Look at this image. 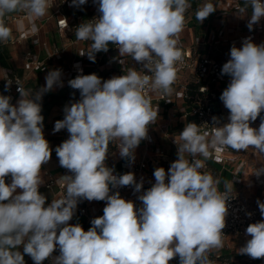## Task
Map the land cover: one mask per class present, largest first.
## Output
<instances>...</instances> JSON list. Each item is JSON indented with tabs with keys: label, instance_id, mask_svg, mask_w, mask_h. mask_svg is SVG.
Listing matches in <instances>:
<instances>
[{
	"label": "clouds",
	"instance_id": "1",
	"mask_svg": "<svg viewBox=\"0 0 264 264\" xmlns=\"http://www.w3.org/2000/svg\"><path fill=\"white\" fill-rule=\"evenodd\" d=\"M86 3L72 0L70 6ZM94 3L101 15L76 28L78 40L91 42L90 50L80 55L87 54L95 62V54L107 52L112 44L119 57L131 56L151 75L131 69L103 82L94 73L68 81L79 90L80 99L65 106L64 118L55 122L53 132L66 129L69 134L55 153L59 165L71 174L61 177L67 181L66 194L47 205L39 189L45 183L42 168L50 161L52 149L43 133L40 101L43 93L63 86L61 70H50L45 86L34 94L16 82L20 99L15 105L10 96L0 95V264H25L24 255L34 264H43L57 248L59 255L51 264H169L177 256L179 264H212L208 253L223 247L231 184L225 181L226 191L221 192L220 180L200 170L213 151L220 153L225 147L264 154V118L258 128L250 126L264 111V43L245 38L241 47H231L230 59L221 69V75L231 78L220 96L229 110L228 122L212 117L210 138L201 134L197 124H185L174 140L177 159L167 172L156 168L155 183L142 192L143 181L137 182L133 173L117 176L107 166L108 145L119 140L120 156L134 160L135 149L158 116V106L153 109L144 90L151 86L165 94L172 92L176 64L182 61L176 37L191 5L189 0ZM246 5L252 9L247 24L252 30L264 18V0H246ZM52 6L51 0H0V41L11 38L3 22L7 14L26 11L36 32L34 20ZM246 10L241 7L238 12ZM214 11L211 3H204L196 10V19L202 23ZM11 84L7 80L6 89ZM262 174L264 170L256 172ZM9 176L11 182L6 183ZM124 186H134V192L141 193L138 209L118 190L110 194ZM81 200L106 201L103 215L93 218L87 231L79 223H69ZM257 204L264 217V202L257 200ZM245 235L250 239L238 254L264 258V220L249 224Z\"/></svg>",
	"mask_w": 264,
	"mask_h": 264
},
{
	"label": "built area",
	"instance_id": "2",
	"mask_svg": "<svg viewBox=\"0 0 264 264\" xmlns=\"http://www.w3.org/2000/svg\"><path fill=\"white\" fill-rule=\"evenodd\" d=\"M199 0H189L191 7L186 12H193L195 15L197 6L194 2ZM243 0H219L217 3L216 18L217 23L213 29H210L208 23L203 24L202 32L194 35H182L180 32L177 39V48L182 53V61L177 62L176 67L177 79L172 85V92L170 94L163 93L162 90H153L151 86H146L144 94L150 98L153 109L158 106V116L154 123L148 126L147 138L143 142L147 147L153 144H158L162 136L173 137L175 130L182 124L192 120L198 125L201 134L208 133L209 138L214 125H212V117H217L223 122H228L229 110L224 108L220 112L216 110V103L219 100L220 86L223 82L227 85L230 82V77L221 75V69L224 63L230 59L216 54V50L221 51L222 48L235 45L241 47L245 38H251L253 43L264 37V24L261 22L254 25L252 30L247 27V34H240L239 28L241 27L240 17L241 13L238 9L243 7ZM54 8V1L51 0ZM68 0H62V4H67ZM101 15L98 9L85 18L82 14L77 15L75 18L61 15L57 18V27L61 33H73L74 38H71V44L75 52V57L68 66L61 69V81L66 82L75 78L79 74L88 75V71H99L104 75V81L115 77L126 75L129 70L135 69L137 71H144L145 74L151 73L143 67L142 64L134 61L131 56L119 57L117 46L112 45L107 52H98L95 54V62L89 60L87 54L81 56V52L90 50V41H81L76 38V28L82 23L97 18ZM50 16L47 15L35 19L38 31L31 30V24L26 11H18L7 14L3 18V22L14 23L16 25L15 32L11 34V38L3 44L26 45L27 41L32 40L33 43H40V23L46 21ZM187 24H184V27ZM215 52H214V51ZM65 47L57 46L48 48L44 57L26 50L24 52L20 66L28 71L27 75H20L12 69L4 70L0 76V84L3 85V91L0 95L10 96L11 103L16 104L20 99V94L17 91L18 82L26 91L32 94V88L28 87V81L37 71L46 72L48 70V63L51 60H60L64 57ZM123 59L124 63L120 64L118 59ZM47 76V74H46ZM45 76V77H46ZM45 77L40 83V87L45 86ZM7 80L12 81L10 88L6 89L5 85ZM56 86H54L55 88ZM31 98V96H29ZM64 118V117H63ZM61 118V120L63 119ZM65 140L68 138L66 129L61 130ZM46 138V137H45ZM47 140V138H46ZM176 140V139H174ZM173 140V142H174ZM119 140H114L108 145V156L114 163H120L126 172L113 173L114 175H122L125 173H133L137 182L143 181L142 192L149 189L154 183V170L158 167H163L165 171L169 167H164L159 161L149 160L146 156L139 157V146L134 151V164L125 161L119 154ZM216 153L213 151L214 158H223V152ZM159 155H164L165 150L161 147L156 148ZM139 157V158H138ZM186 158L191 160V157ZM228 165L231 171L238 175L247 165V157L245 154L240 155L234 160H228ZM204 167L200 170L202 173L207 172L213 176L210 165L204 161ZM258 170H252V175L259 185H264V179L256 175ZM45 173V172H44ZM47 175L46 187L57 188V192L63 197L66 194L67 181H62L61 177L69 174L55 175L50 172ZM214 178V177H213ZM167 182V180H166ZM219 191L225 192V187L218 185ZM119 191L122 198L131 200L135 203L138 209L142 202L137 199L141 193L134 192V186H124L119 189H112L110 194ZM228 214L225 218V227L222 230L223 247L220 249H212L208 253L209 259L212 264H264V258L252 259L246 256L243 260L239 261L234 258L225 256L224 251L234 252V243L237 239L247 240L249 237L245 235L246 228L249 224L257 222L261 213L258 206H254L238 193L230 190L229 192ZM106 206V201H87L81 200L78 202V213L86 218L88 223L87 230L91 227V220L93 218L103 215V208ZM247 213H252L249 217ZM86 230V231H87ZM43 261V264H46ZM51 264V263H48ZM169 264H179V257L173 258Z\"/></svg>",
	"mask_w": 264,
	"mask_h": 264
},
{
	"label": "crops",
	"instance_id": "3",
	"mask_svg": "<svg viewBox=\"0 0 264 264\" xmlns=\"http://www.w3.org/2000/svg\"><path fill=\"white\" fill-rule=\"evenodd\" d=\"M54 1V8H49L47 12L48 18L46 21L40 23V43L35 44L32 40L27 41L26 45L15 44V45H7L3 44L0 41V76L3 74L4 70L12 69L16 73L20 75H27L28 71L23 69L20 66L22 62V58L24 52L26 50H30L41 57H44L45 52L48 48L57 46H64L65 47V54L64 57L60 60H51L48 63V70L46 72L37 71L32 78L28 81V87L32 88L34 94L36 90L41 89L40 83L42 79L48 74L50 70L54 69H63L64 67L68 66L75 57V52L71 44V38H74L73 33H61L57 27V18L61 15L68 16L70 19L75 18L77 15L82 14L85 18H87L90 14L98 9V4L94 3V0H87V3L75 7L70 6L72 0H68L67 4H62V0H53ZM219 0H199L194 2V5L198 8L204 3H211L215 11L209 15L202 23H200L196 19V15L193 12H186L185 13V26L181 31L182 35H194L200 34L202 32L203 24L208 23L210 25V29H213L217 23L216 12H217V3ZM243 7H246V11L241 13L240 23L241 27L239 28L240 34H247V24H248V17L251 15L252 9L250 5H246V0L242 1ZM245 5V6H244ZM18 12V11H17ZM264 24V18H261L259 23ZM5 26L10 28L11 34L15 32L16 25L14 23H6L4 22ZM264 43V37L256 41L255 44L260 45ZM230 46L222 48L221 51L216 50V54L222 57H228L230 55ZM214 51V50H213ZM215 52V51H214ZM225 55V56H224ZM101 81H104V75L100 72ZM63 86L57 85L52 90L43 93L41 103V115L44 117L43 121V133L44 136L47 138L49 142L50 148L52 149V155L50 161L43 165L42 168V178L44 180V184L41 185L39 191L47 197V203H50L52 199H60L62 198L61 195L57 192V188H48L46 187L47 175L45 174L47 171L53 173L57 176L62 174H69L68 170L62 168L59 165V160L55 153V148L59 146L65 138L62 135V132H53L55 122L61 120L64 117V108L66 105H70L80 99L79 90L72 89L68 85V81L62 82ZM227 87V83L223 82L220 86L219 91V100L216 103V110L220 112L225 107L223 102L220 100V96L222 91ZM3 85L0 84V91H3ZM261 118H264V111L260 113V116L256 119V121L251 122V127L258 128L261 122ZM221 122H223V118H221ZM194 123L192 120H189L185 123H182L174 132L173 137L169 136H162L158 144H153L150 147L146 148L145 143L143 140L139 144V157L146 156L149 160L159 161L164 167H170L171 163L177 159V147L174 139H178L179 133L184 129L185 124L187 123ZM67 132V130H66ZM161 147L165 150L164 155H159L156 152L157 147ZM223 158H214L213 152L211 158L205 160L211 167L213 172L214 179L220 180V186L225 187L224 182L228 181L231 184V191L240 194L243 196L248 203L258 206L257 200L260 202H264V185H259L256 183L253 175L252 170H264V154H260L252 148L244 151H235L231 148L227 147V150L223 153ZM245 154L247 157V165L246 168L238 175L234 174L230 166L228 165V160H234L235 158L239 157L240 155ZM138 157V158H139ZM203 160V157H199ZM135 159V158H134ZM125 161L134 164L135 160H130L125 158ZM106 164L108 167L114 169V173H122L126 172L123 169L120 163H114L111 158L108 157ZM45 172V173H44ZM261 178L264 179V174L260 175ZM11 182V177H6V183ZM19 191V190H18ZM264 220V217H260L258 221ZM70 224H77L79 223L83 229L86 231L88 228V223L86 218L78 213L76 209L75 215L73 219L69 222ZM250 239V237L248 238ZM246 240L244 239H237L234 243V252L224 251L225 256L237 259L239 261L243 260L247 255H240L238 254V249L245 244ZM23 253L22 247L19 249ZM59 255V249L57 248L53 253L52 257L46 259L45 261L51 263L52 258ZM25 264H34L33 260L30 256L24 255Z\"/></svg>",
	"mask_w": 264,
	"mask_h": 264
},
{
	"label": "trees",
	"instance_id": "4",
	"mask_svg": "<svg viewBox=\"0 0 264 264\" xmlns=\"http://www.w3.org/2000/svg\"><path fill=\"white\" fill-rule=\"evenodd\" d=\"M244 6H245V5H244ZM13 13H14V12H13ZM111 47H112V44L109 45V48H111ZM87 73H88V74H93V73H94V74H96L98 77L100 76V72H99V71H94V72H92V71L89 70Z\"/></svg>",
	"mask_w": 264,
	"mask_h": 264
},
{
	"label": "rangeland",
	"instance_id": "5",
	"mask_svg": "<svg viewBox=\"0 0 264 264\" xmlns=\"http://www.w3.org/2000/svg\"><path fill=\"white\" fill-rule=\"evenodd\" d=\"M221 56V55H220Z\"/></svg>",
	"mask_w": 264,
	"mask_h": 264
}]
</instances>
